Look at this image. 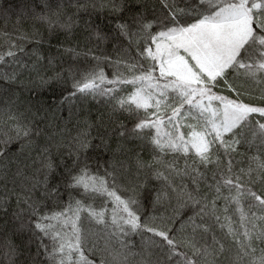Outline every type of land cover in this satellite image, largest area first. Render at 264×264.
<instances>
[{"label":"snow or ice","instance_id":"obj_1","mask_svg":"<svg viewBox=\"0 0 264 264\" xmlns=\"http://www.w3.org/2000/svg\"><path fill=\"white\" fill-rule=\"evenodd\" d=\"M81 27L96 46L63 51L95 64L58 69L41 29ZM14 28L0 33V214L38 242L29 264H264V0H28ZM91 102L108 111L92 119Z\"/></svg>","mask_w":264,"mask_h":264},{"label":"trees","instance_id":"obj_2","mask_svg":"<svg viewBox=\"0 0 264 264\" xmlns=\"http://www.w3.org/2000/svg\"><path fill=\"white\" fill-rule=\"evenodd\" d=\"M28 0H0V33L5 31L9 33H15L14 24L17 19V14L22 5H24ZM149 2H154V0H149ZM11 8V11L7 13L8 20L7 22L4 19V9ZM106 13L103 14H94L92 19L95 23L99 24L101 28L107 31ZM83 24V19L81 20V25ZM21 27L24 30L32 31L30 27V22L23 23ZM41 33L44 37L45 43L41 45V51L45 56L57 57L56 67L58 69H66L69 65H80V66H89L95 64V61L91 60L90 56L81 55L78 58H73L70 54L64 53V48L72 47L78 48L81 52L86 51L89 47H95L97 42L93 39L91 41L87 40L86 37L89 35L87 32L83 31V28H77L74 35H69L67 39L63 33H59L55 37L49 38L47 32L41 29ZM50 39V42H49ZM26 47L31 50V48L36 47L35 44H26ZM101 50L111 51V45L101 43L99 44ZM46 63V61H45ZM106 75L112 77V69L105 68ZM48 75H51L52 72L49 70ZM50 87L54 88L57 95L52 96L51 92L45 90L41 92V96L51 103L52 99H59V94L61 91L66 95L68 91L71 90L70 82L64 86L62 89L58 85H51ZM127 87V86H125ZM219 90V89H218ZM21 99H28V93L21 90ZM85 114L89 115L92 119H95L99 113H106L108 111L107 106L103 104H97L91 102L86 106ZM65 117L67 116V106H65L64 112L62 113ZM120 116L121 122L131 127L133 120L127 117V114H118ZM134 146V145H133ZM15 147V145L13 146ZM145 158L149 156V150L145 149L143 151ZM9 188H12V185H8ZM5 194L4 188L0 186V197ZM12 207H15V196H12ZM5 217L0 214V264H9L8 258L5 256V250L9 244H14L18 248V252L15 258V264H29L31 256L35 254L37 249V241L33 239L32 241H27V238H21L20 236L14 234V231L11 227V221L5 226ZM137 244L139 243V238H135ZM42 259V257H41Z\"/></svg>","mask_w":264,"mask_h":264}]
</instances>
